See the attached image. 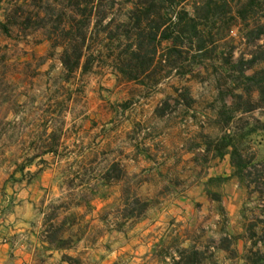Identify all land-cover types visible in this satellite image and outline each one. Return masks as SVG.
I'll list each match as a JSON object with an SVG mask.
<instances>
[{"label":"rangeland","instance_id":"374dc122","mask_svg":"<svg viewBox=\"0 0 264 264\" xmlns=\"http://www.w3.org/2000/svg\"><path fill=\"white\" fill-rule=\"evenodd\" d=\"M18 5L35 10L31 0H0V22ZM227 40L238 58L244 48L236 29ZM61 51L44 31L0 29L1 163L20 172L40 166L48 179L38 203L47 246L24 264H169L156 254L178 235L183 246L208 248L203 264H243L247 230L261 207L234 178L228 156L201 151L204 137L222 135L213 119L220 102L211 72L196 68L151 90L119 80L94 57L84 58L67 82ZM256 150L264 158V140ZM116 163L123 180L98 185ZM86 188L97 189L96 196ZM122 191L138 201L125 211ZM131 211L139 217L126 219ZM50 226H63L64 249L47 243ZM227 246L234 253L220 249ZM259 249L264 253V244Z\"/></svg>","mask_w":264,"mask_h":264},{"label":"trees","instance_id":"16d2710c","mask_svg":"<svg viewBox=\"0 0 264 264\" xmlns=\"http://www.w3.org/2000/svg\"><path fill=\"white\" fill-rule=\"evenodd\" d=\"M31 2L33 12L16 6L14 14L6 15L5 22H0V29L5 34L12 27L44 31L51 48L62 49L60 63L67 82L74 79L84 58L94 57L111 68L119 80L151 90L167 79L195 75L196 68L197 73L211 72L220 102L213 119L222 135L214 140L204 137L201 151L211 159L228 156L234 178L255 196L262 215L255 216L258 222L247 230L251 244L241 261L264 264V253L259 249L264 244V229L260 235L256 231L258 225L264 227V158L256 150L264 140V0ZM233 29L244 48L238 58H234L235 47L227 42ZM222 74L224 84L220 80ZM226 98H230L231 104H227ZM122 180L120 165L116 163L97 184L110 187ZM84 192L95 197L97 189L86 188ZM118 202L125 211L138 201L122 191ZM129 213L126 219L139 217ZM62 227L50 226L52 230L47 233V243H57V251L65 245V240L58 238ZM180 239V235L174 236L157 257L169 264H203L208 248L194 242L183 246L186 239ZM221 240L230 243L227 236ZM228 247L220 249L234 253Z\"/></svg>","mask_w":264,"mask_h":264},{"label":"crops","instance_id":"0c3cea01","mask_svg":"<svg viewBox=\"0 0 264 264\" xmlns=\"http://www.w3.org/2000/svg\"><path fill=\"white\" fill-rule=\"evenodd\" d=\"M1 161L0 157V264H24L47 246L38 203L48 179L45 171L38 172L40 166L20 172ZM45 250L44 254H55Z\"/></svg>","mask_w":264,"mask_h":264}]
</instances>
